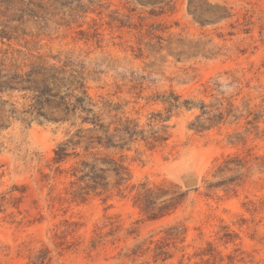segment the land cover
Returning a JSON list of instances; mask_svg holds the SVG:
<instances>
[{
  "label": "rangeland",
  "instance_id": "374dc122",
  "mask_svg": "<svg viewBox=\"0 0 264 264\" xmlns=\"http://www.w3.org/2000/svg\"><path fill=\"white\" fill-rule=\"evenodd\" d=\"M37 62L83 70L106 123L167 139L94 150L128 180L84 192L93 157L54 162L77 127L1 93L0 264H264V0H0V69Z\"/></svg>",
  "mask_w": 264,
  "mask_h": 264
},
{
  "label": "trees",
  "instance_id": "16d2710c",
  "mask_svg": "<svg viewBox=\"0 0 264 264\" xmlns=\"http://www.w3.org/2000/svg\"><path fill=\"white\" fill-rule=\"evenodd\" d=\"M67 67V64L58 66L37 62L32 63L23 73L17 70L3 73L0 69V94L8 90L31 94L28 97L31 99L30 103L24 105L23 109L13 108L10 111L13 116L18 112L21 115L20 119L24 121L31 123L36 119L41 122L69 124L70 127H77L73 136L61 142L55 149L54 162L62 163L72 155L81 156L75 151L77 147L83 148L85 156H92V162L86 159L80 162V171L86 170L80 180L88 181L87 185L82 187L84 192H88L90 188L106 191L110 176L117 179V185L120 187L128 180V169L123 160L109 154L100 157L98 156L100 153L94 150H122L127 142H133L138 138L155 146L157 143L164 142L167 136L160 135L156 131L146 132L129 118H117L106 123L101 114L96 111L95 104L88 95L83 70ZM171 97L172 100H165L171 107L188 105L187 102H180L179 96L172 94ZM5 103H0V110L7 113L8 110L4 108ZM75 137L76 140H74ZM71 145H73V152L70 151ZM99 161L102 166L98 165ZM152 192L153 190L146 189L143 193L144 197L151 196Z\"/></svg>",
  "mask_w": 264,
  "mask_h": 264
},
{
  "label": "water",
  "instance_id": "95a60500",
  "mask_svg": "<svg viewBox=\"0 0 264 264\" xmlns=\"http://www.w3.org/2000/svg\"><path fill=\"white\" fill-rule=\"evenodd\" d=\"M188 185H189V186H192V185H194V182H193V181H189V182H188Z\"/></svg>",
  "mask_w": 264,
  "mask_h": 264
}]
</instances>
